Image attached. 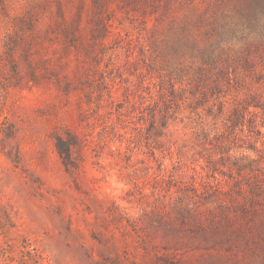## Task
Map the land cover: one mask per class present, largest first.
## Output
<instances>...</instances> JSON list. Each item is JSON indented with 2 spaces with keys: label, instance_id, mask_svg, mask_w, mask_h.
Listing matches in <instances>:
<instances>
[{
  "label": "rangeland",
  "instance_id": "374dc122",
  "mask_svg": "<svg viewBox=\"0 0 264 264\" xmlns=\"http://www.w3.org/2000/svg\"><path fill=\"white\" fill-rule=\"evenodd\" d=\"M157 18L0 0V264H264V111L208 145L153 130L192 65Z\"/></svg>",
  "mask_w": 264,
  "mask_h": 264
},
{
  "label": "trees",
  "instance_id": "16d2710c",
  "mask_svg": "<svg viewBox=\"0 0 264 264\" xmlns=\"http://www.w3.org/2000/svg\"><path fill=\"white\" fill-rule=\"evenodd\" d=\"M129 1L161 21L171 18V53L192 61L177 80L162 82L158 99L151 93L153 130L181 123L208 145L225 130L243 128L251 108L264 111V0ZM70 148L59 152L65 161Z\"/></svg>",
  "mask_w": 264,
  "mask_h": 264
}]
</instances>
